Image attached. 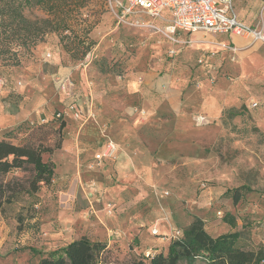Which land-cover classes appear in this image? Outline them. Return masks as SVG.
Here are the masks:
<instances>
[{
    "label": "rangeland",
    "instance_id": "1",
    "mask_svg": "<svg viewBox=\"0 0 264 264\" xmlns=\"http://www.w3.org/2000/svg\"><path fill=\"white\" fill-rule=\"evenodd\" d=\"M263 4L239 0L234 8L247 23L264 27ZM81 10L80 27L88 31L79 49L68 50L73 34L65 30L49 32L34 48L19 52L16 66L0 58V119H9V126L0 125V135L14 129L11 140L20 143L39 125L65 123L59 134L46 137L60 139V146L44 155L55 165L50 186L39 189L32 209L25 196L0 207V264H38L41 256L83 236L106 243L104 264H125L149 250L164 253L194 216L208 233L237 230L243 232L244 247L264 246V65L248 68L243 81L228 65L231 56L223 52L228 46L208 40L209 32L195 40L177 32L175 43L148 16L123 18L108 0H88ZM24 14L46 17L36 7ZM80 27L69 22L79 34ZM204 42L210 44L195 45ZM257 42L248 40V47ZM87 46L88 63L86 54L81 56ZM192 47L199 49L196 58H179ZM258 52L264 53V46ZM54 55L72 73L65 90L77 98L71 99L62 83L55 88ZM41 63L49 77L42 90L40 78L27 76L30 66ZM130 75L136 87L132 103L119 89ZM216 91L222 110L211 117L198 101ZM126 99L132 105L129 115ZM115 101L123 104L116 111L126 127L112 133L106 110ZM86 105L92 115L81 110ZM109 141L116 144L117 156L96 161L94 151ZM121 150L131 158L123 173L115 167ZM241 185L248 191L234 204L226 191ZM226 214L234 216V226ZM194 264L207 263L197 259Z\"/></svg>",
    "mask_w": 264,
    "mask_h": 264
},
{
    "label": "trees",
    "instance_id": "2",
    "mask_svg": "<svg viewBox=\"0 0 264 264\" xmlns=\"http://www.w3.org/2000/svg\"><path fill=\"white\" fill-rule=\"evenodd\" d=\"M87 3L88 0H0V58L3 63L18 65V53L34 48L37 41H41L49 32L64 33L65 30H71L73 36L68 43L71 45L68 50L79 49L88 31L80 27L84 20L81 8ZM33 7L42 10L46 17L31 19L25 16L24 10ZM73 21L80 27L83 37L69 28V22ZM90 48L85 47L81 56L87 54ZM233 112L229 111L230 115ZM64 124L61 121L58 128L39 125L30 138L24 137L20 143L11 140L10 134L14 129H8L0 135V207L25 196L29 199L27 208L32 209L39 189L50 186L55 176V165L50 159H44V155H50L58 148L60 139L52 142L46 137L59 134ZM14 170L20 171L22 175H14ZM9 173L11 177L3 179ZM247 191L248 187L241 185L226 191V194L236 204ZM225 216L228 223L234 226V216ZM242 236L243 232L237 230L218 235L208 233L203 220L194 216L182 235L168 243L164 253L153 251L148 258L133 255L125 264H180L182 260L194 264L197 259L207 264H262L264 246L256 249L244 247ZM106 247L105 242L92 241L83 236L41 256L37 263L104 264Z\"/></svg>",
    "mask_w": 264,
    "mask_h": 264
},
{
    "label": "built area",
    "instance_id": "3",
    "mask_svg": "<svg viewBox=\"0 0 264 264\" xmlns=\"http://www.w3.org/2000/svg\"><path fill=\"white\" fill-rule=\"evenodd\" d=\"M108 2L110 8L120 13L123 18L127 15L148 16L152 22L162 25L171 42L176 43L177 39L174 35L177 32L186 34L209 32L227 33L264 43V27L248 25L240 20L233 10V0H108ZM153 27L156 30L160 29L154 25ZM50 55L51 53H48L47 58H50ZM90 57L91 53H87L84 57L86 63L90 61ZM61 83V89L67 94H72L69 88L65 90V84H70V80L66 78ZM89 115L92 114L89 113ZM117 151L116 144L109 141L104 143L94 156L96 161L114 160L118 154ZM179 236L181 234L177 233L175 238ZM152 253L153 251L149 250L144 257L148 258Z\"/></svg>",
    "mask_w": 264,
    "mask_h": 264
},
{
    "label": "crops",
    "instance_id": "4",
    "mask_svg": "<svg viewBox=\"0 0 264 264\" xmlns=\"http://www.w3.org/2000/svg\"><path fill=\"white\" fill-rule=\"evenodd\" d=\"M239 0L234 1L233 0V10H235V13L237 15V17L242 20L243 22H245L248 25H252L251 23H247L248 20H243L242 17H240L241 15L238 13L239 10L241 9H237L234 8V5L238 4ZM264 15V12H263ZM199 33H203V32H193V33H189L186 36L191 35V37L195 40V39H199V38H204V36H201ZM186 34V33H183ZM209 36H207L208 40H211L212 42H222L223 45L228 46V48H223V52L225 53H229V55L231 56V60L228 63V65L230 66L231 69L233 70H237L240 72L241 74V79L243 81H245V71L248 68H261L264 65V53H259L258 50L260 49V47L264 46L263 42H257L254 45H252L251 47H248V40L244 39L240 36H233L231 34H227V33H220V34H212V33H208ZM215 35H220L219 39H215ZM180 37H183V35H181ZM206 38V39H207ZM165 42H163V44H167V46H169L171 44V42H169L168 40H164ZM210 41V42H211ZM210 42H204V43H197L195 45H205L207 46L208 44H210ZM172 45V44H171ZM198 47H192L190 48L188 51H185L184 53L181 54V56H179L180 59H184L187 60L188 62L191 60V56H194L195 58L197 57V55L200 53L198 52ZM221 51V49L219 50V52ZM170 54H173L172 52H170ZM182 59V60H183ZM52 63L54 65L53 70L55 69L56 71L52 73V77L55 75H58L55 79V83L54 86L55 88H57L58 86V82L59 84L61 83V81H63L64 79H66L67 77H69V74H72L69 69L63 68L58 60L57 57H55V55L53 56V58L51 59ZM196 60V59H195ZM48 73H46L44 71V67H43V63L41 64H35L34 66H30L27 72V76L29 77L30 81L35 80V78H40L39 79V83L40 85L43 84L44 86H41V90L46 88V83L48 82L47 78H49ZM133 75H130V77L128 78V81L124 84L121 85L119 87V89L121 91H124L127 93L128 97H129V102L132 103L134 100V89L135 87V79L133 78ZM228 87V86H227ZM229 89V87H228ZM109 93H107L106 96H108L109 94L111 96H113L114 92L118 91V88L113 89V91L108 90ZM230 91L233 92V88L230 89ZM229 93V90H228ZM109 95V97H110ZM219 94L213 95V96H206L204 98H202L200 101H198V108L201 109L205 114L207 113L209 116L211 117H217V115L221 114V103L220 100H222L221 98H218ZM75 97L77 98V94L72 91V95H71V99H75ZM229 99V96H227L224 99V102H226ZM123 104L124 106H126V109L124 110L125 113L132 114V105L130 103H128L127 99L123 100ZM123 104H119L117 101L113 102L111 104V107H109L108 105H106L107 107H109V110H106V113L109 115L108 116V120L112 123L111 127H110V131L112 133L116 132V131H120L122 129V132L125 131V125H124V121H122L120 118L121 116H119L118 111H116V109L121 108V106H123ZM86 106H82L81 110H87V112L90 113L89 108L85 109ZM229 111H234L233 109H230ZM119 116V117H116ZM114 120H113V119ZM6 119H0V125H5L6 124ZM43 119V118H41ZM9 120V119H7ZM9 126L6 124V127ZM128 131V130H127ZM133 143L135 142L136 138L135 136L131 137L130 139ZM103 143H101L96 150L94 151V155L99 152V150L101 149ZM130 156H128L124 151L121 150L120 155L118 156L117 162L115 167L117 169L120 170V172H126V169L130 168L131 165V158Z\"/></svg>",
    "mask_w": 264,
    "mask_h": 264
}]
</instances>
